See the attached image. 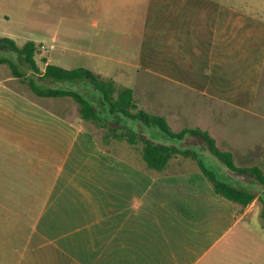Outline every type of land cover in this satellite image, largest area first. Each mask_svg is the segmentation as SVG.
I'll list each match as a JSON object with an SVG mask.
<instances>
[{
  "label": "crops",
  "instance_id": "obj_1",
  "mask_svg": "<svg viewBox=\"0 0 264 264\" xmlns=\"http://www.w3.org/2000/svg\"><path fill=\"white\" fill-rule=\"evenodd\" d=\"M120 6L121 29L105 17L107 30L120 29L118 41L75 37L83 46L74 54L97 60L86 69L130 88L137 107L163 116L173 132L199 128L237 167H264V0ZM31 41L41 49V71L63 59L53 54V35ZM5 66L0 264H256L264 226L254 233L246 221L264 186L257 183L259 193L242 207L216 194L189 157L172 156L156 171L140 141L120 136L126 129L182 148L193 137L168 140L107 111L98 123L82 119L73 99L36 96Z\"/></svg>",
  "mask_w": 264,
  "mask_h": 264
},
{
  "label": "trees",
  "instance_id": "obj_2",
  "mask_svg": "<svg viewBox=\"0 0 264 264\" xmlns=\"http://www.w3.org/2000/svg\"><path fill=\"white\" fill-rule=\"evenodd\" d=\"M37 49L38 45L31 40L18 46L13 39L0 37V64H6L11 75L26 83L36 96L70 97L78 104L81 118L93 123L102 121L100 115L107 111L110 114L137 121L144 128L155 129L168 140L177 142L187 135L197 137L203 142L206 150L225 168L235 173L251 175L259 185L264 186V171L259 167H237L233 163L231 153L219 150L213 138L206 131L199 128H184L179 132H173L163 116L149 114L137 107L130 88L118 87L113 80L103 78L86 68L64 69L47 64L41 71L35 60ZM27 71H29V75H26ZM42 81H47L49 85H43ZM82 82L86 83L85 86L91 87V91L97 92L98 96L95 97L92 93L91 95L97 100L98 108L92 102L93 98L86 99L74 89L64 88L60 85L58 87V84L62 83L78 84ZM120 136L125 138L129 144L140 141L142 143L140 151L142 159L148 167L156 171H162L172 156L189 157L196 161L200 171L211 183L216 194L238 203L242 207L247 206L254 199V193L251 190L238 187L209 169L200 158L198 150L159 144L128 129ZM262 216H264V210H262Z\"/></svg>",
  "mask_w": 264,
  "mask_h": 264
},
{
  "label": "rangeland",
  "instance_id": "obj_3",
  "mask_svg": "<svg viewBox=\"0 0 264 264\" xmlns=\"http://www.w3.org/2000/svg\"><path fill=\"white\" fill-rule=\"evenodd\" d=\"M153 2H156V0H0V37L12 38L18 45H21L27 40L37 41L42 36L47 38V36L53 35L56 38L53 54L59 55L58 59L61 55L63 59L60 62L52 59V64L58 65L57 63H62L69 68L79 66L83 68L87 66L95 67L97 60H92L84 55L76 56L74 54L73 49L75 46H83V43L80 45L75 44L74 46L75 37L87 39L88 36L104 35L103 37L106 39L118 41L121 37L120 29L125 23L123 17L125 14L120 5H152ZM224 2L232 5L234 0H224ZM105 5L114 6L106 12ZM106 16H111L112 21L117 24L115 27H120V29L107 30L105 28ZM63 45L67 47L65 53L61 50ZM40 51L41 49L38 46L37 53ZM37 57V61L41 65V60L39 56ZM42 84L49 85L45 81H42ZM59 85L80 92L86 99L93 97L84 87L86 85L85 82L79 84L62 83L58 84V87ZM91 92L94 96H98L96 91L93 90ZM133 123L137 122L128 120L131 128L134 127ZM185 144V148L198 144V153L203 163L219 177L227 180H237V184L251 189L254 195L259 193L261 186L257 185L251 175L226 170L219 160L207 150H203L204 144L199 138L193 137V139L187 140ZM193 150L197 151L196 149ZM259 169H264V167H259ZM262 210H264V194H260L258 204L254 205L250 219L246 221V225L250 226L248 227L249 231L255 233L257 232L254 229L255 227L264 226ZM254 238L256 239L257 237ZM248 254L244 255V259L248 258ZM261 262H264V249L258 254V259L255 260L256 264H261Z\"/></svg>",
  "mask_w": 264,
  "mask_h": 264
}]
</instances>
